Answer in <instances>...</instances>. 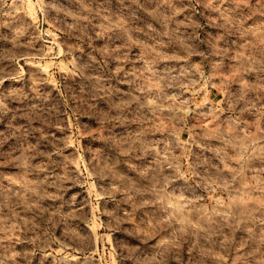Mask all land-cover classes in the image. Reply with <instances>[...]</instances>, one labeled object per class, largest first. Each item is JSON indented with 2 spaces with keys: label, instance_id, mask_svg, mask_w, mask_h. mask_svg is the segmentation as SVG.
<instances>
[{
  "label": "rangeland",
  "instance_id": "rangeland-1",
  "mask_svg": "<svg viewBox=\"0 0 264 264\" xmlns=\"http://www.w3.org/2000/svg\"><path fill=\"white\" fill-rule=\"evenodd\" d=\"M0 264H264V0H0Z\"/></svg>",
  "mask_w": 264,
  "mask_h": 264
}]
</instances>
